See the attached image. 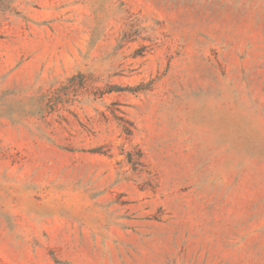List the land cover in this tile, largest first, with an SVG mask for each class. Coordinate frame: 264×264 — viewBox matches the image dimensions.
Listing matches in <instances>:
<instances>
[{"label": "rangeland", "instance_id": "374dc122", "mask_svg": "<svg viewBox=\"0 0 264 264\" xmlns=\"http://www.w3.org/2000/svg\"><path fill=\"white\" fill-rule=\"evenodd\" d=\"M0 264H264V0H0Z\"/></svg>", "mask_w": 264, "mask_h": 264}]
</instances>
